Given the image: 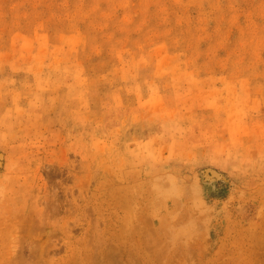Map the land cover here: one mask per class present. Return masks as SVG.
<instances>
[{"label":"rangeland","instance_id":"374dc122","mask_svg":"<svg viewBox=\"0 0 264 264\" xmlns=\"http://www.w3.org/2000/svg\"><path fill=\"white\" fill-rule=\"evenodd\" d=\"M0 264H264V0H0Z\"/></svg>","mask_w":264,"mask_h":264}]
</instances>
